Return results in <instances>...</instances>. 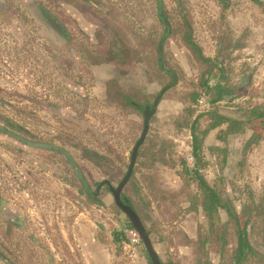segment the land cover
<instances>
[{
  "label": "rangeland",
  "instance_id": "374dc122",
  "mask_svg": "<svg viewBox=\"0 0 264 264\" xmlns=\"http://www.w3.org/2000/svg\"><path fill=\"white\" fill-rule=\"evenodd\" d=\"M131 1L122 0L123 3ZM192 1L188 0V3ZM124 9L127 15L123 22L126 25V32L124 28L121 34L124 38L127 36V42L129 41L131 46L138 25L130 17L131 10ZM228 10L227 17H230V9ZM52 11L58 12L54 0H0V113L15 119L14 123L21 129L13 130L3 121H0V124L5 123L4 127L14 133V136H21L23 140H39L43 143L58 141L66 149L67 135L76 140L84 139L91 152L100 154L104 161L102 160L100 164L94 160L84 162L83 159L87 158L82 151L69 149L79 162L83 182L70 170L63 156L31 148L17 150L12 147L16 140L14 137L0 134V200L7 201V198L15 200L24 205L22 209L28 215L26 219L35 241L28 239L21 244L25 251H22L23 264H90L85 249L88 246L91 247V255L93 252L95 255L100 254L101 259L105 258L104 255L108 260L118 259L115 264H133L128 257L130 254L126 255L125 245L117 244L113 237L116 229H124L120 220L126 221L125 215L116 206L113 195L105 189L97 198L101 204L84 195L86 192L84 186L88 185L90 191L96 193L98 183L102 180H107L117 187L127 172L131 140L134 139L136 130L141 133L142 119L138 120L137 127L125 122L126 110L108 104L105 100L107 95L103 92L107 87L105 83L109 81L107 79L119 74V67L128 72H131V68L123 64L113 67L107 63L109 56L106 50L112 40H107L106 50L102 48V51L90 43L91 50L96 56L89 63L87 60L84 62L83 58L80 59L85 63L87 72L84 78L79 75L81 82L78 83L72 74V60L66 54L68 49L66 42L47 22L45 13L50 14ZM190 11L189 20L194 24L195 37L208 56L215 57L217 53L220 43L217 32L234 33V39L245 33L241 45L234 54V63H230V58L227 57L234 40L222 49L221 54L226 58L229 70L233 67L234 73L232 75L229 73V78L240 86L238 94L241 98L236 102L248 100L253 103H264V26L258 25V20L252 21L251 18H257L254 9L247 8L245 12L240 10L247 24L231 26L229 20L219 21L210 18L207 13L202 14L200 9L195 8L194 3L190 5ZM65 17L63 15L61 19ZM237 23H241V20ZM179 45L172 42L166 45V61L177 71L181 80L177 91L171 93L164 106H161L159 117L162 123L158 130L157 128L153 130L174 139L177 155H185L191 163L189 134L179 130L181 121L178 124L174 122V118L181 113L184 103L188 101L179 93L188 89L186 83L196 79L197 66L200 65L194 62L188 48L184 49L183 45ZM249 56L250 70L255 71L252 83L245 85V78L250 70L246 71V76H243L242 71L245 63H248ZM147 58L146 61L152 63L153 59ZM141 83L145 85L146 81L142 80ZM80 86L83 88V94ZM70 87L76 91H72ZM201 109L199 108V111ZM228 109L229 107L223 108L226 111ZM206 120L207 118H204L202 123L204 129L210 122ZM72 123L74 130L68 132L71 130L68 124ZM257 132L258 125L250 126L243 143L230 141L227 145V142L216 139L215 131L206 139V148L213 146L229 148V153L225 156L229 155L230 169L225 167L223 175L230 180L228 186L234 195L241 196L244 185H249L258 194H264V141L252 145L244 155L247 167L244 165L237 167L236 171L232 168L235 158L244 150V143L251 134ZM223 156L217 153L216 159L221 161ZM209 157L211 159V155ZM142 160L144 162V158ZM178 161L177 159L176 163ZM147 162L148 160L144 162L145 165ZM153 165L149 171L155 173V185L158 188L167 192L179 190L173 183L171 173L174 169L172 170L171 165H164L160 160ZM146 172L147 168L140 163L137 167V178H143V173ZM22 175L26 177L23 179L27 181L26 185H23L20 179ZM208 175L215 177L216 172ZM143 183L145 185L148 181L145 180ZM135 186L140 187L139 181L137 185L135 182L129 184L127 189H124V194L146 221L158 254L163 260L178 259L177 249L176 252H172L171 249L181 245L180 222L170 217L166 203H160L162 201L157 199L159 190L150 193L146 189L150 194L144 199L141 192L138 196L135 194L133 191ZM146 212L153 216V220L145 218ZM3 228L4 225L0 221V243L3 241L4 244H10V248L13 249V234L5 236ZM99 229H105V233L101 234ZM84 233L86 238L83 239ZM0 264H4L1 258Z\"/></svg>",
  "mask_w": 264,
  "mask_h": 264
},
{
  "label": "flooded vegetation",
  "instance_id": "af4514ba",
  "mask_svg": "<svg viewBox=\"0 0 264 264\" xmlns=\"http://www.w3.org/2000/svg\"><path fill=\"white\" fill-rule=\"evenodd\" d=\"M192 3L195 4V8L200 9L202 14L207 13L210 18H215L219 21H222V19L229 20L230 26L242 23L247 24L245 16L242 15L240 10L245 12L247 8H252L256 13L255 16H257V18H251L252 21L258 20V25L264 26V0H193L189 3L188 0H132L126 3H123L122 0H119V2L115 0H54L55 8L59 13L52 11L50 14L45 13V16L51 28L49 17L54 19L59 27V30L57 28L52 29L68 46L66 54L72 60V74L75 75L74 79L78 80V83L81 82V76L84 78L87 72L84 62L87 60L89 63L96 56L95 52L91 50L90 43L94 47L98 46L100 51H102V48L106 50L105 44L107 40H112L106 50V54L109 56L107 63L113 67L123 64L131 68V72H128L119 67V74L117 73V76L113 75V77L107 79L109 81L105 83L107 87L103 93L108 96L105 98L108 104L113 105L117 109L124 108L126 110L125 122L137 127L138 120L142 119L141 133L136 130V134L133 135L134 139L131 140L129 162L126 166L127 172L123 175L119 185L129 171L133 151L146 128V119L149 121L146 137L139 148L131 177L124 189H127L128 185L133 182L137 185L139 181L140 187L136 188L137 186H135L133 191H135L137 196L141 192L144 199L146 196L147 198L149 197L151 191L159 190L158 195H156L157 199L162 201L160 203L165 202L167 213L170 214V217L178 219V223L180 222L181 245L171 249L172 252H176L177 249L179 253L178 259L168 258L163 260L150 237L161 264H264V194H258L249 185H244L245 188L241 191V196L234 195L229 189L230 180L223 175L225 167L230 169L229 155L225 156L229 153V148L219 146L206 148L204 145L202 149L204 160L202 163H197L193 149L194 137L192 130L189 127L183 128L181 126L179 130L189 134L188 141L191 144L190 158L192 159L190 163L185 155H177L174 139L162 133L158 134V132L153 130L154 128L159 129L162 123L159 117L161 106H164L171 93L177 91V86L181 80L177 71L172 69L169 65L170 63L166 61V45L170 44V42L174 45H183L184 49L188 48L194 62L196 61L200 65H196L198 68L196 79L186 83V88L188 89L183 90V92L180 91V95L191 92V84L195 83L198 85L207 81L208 75L206 71L210 68L212 70L209 86L213 87L219 81L238 85L231 77L229 78L228 74L232 75L234 70H232L233 67H230L231 69L229 70L226 58L222 57L221 52L224 47L229 45L231 40H234L235 42L231 45L227 54V57L230 58V63H234V54L241 45L245 33L238 35L234 39V33L217 32L220 42L217 47V53L215 57L208 56L197 42L194 34V24L189 20L190 5ZM245 6L247 7L246 9ZM124 8L131 10L130 17L138 25V30H135L131 46H129V41L127 42V36L124 38L121 34L124 28L126 32V25L123 22L127 15L124 13ZM228 9H230V17H227ZM117 12L120 13L117 14ZM63 15L66 17L62 20L61 16ZM139 18L140 22H138ZM251 19L249 18V20ZM239 20H241V23H237ZM213 24H216V22H213ZM109 36L113 38L110 39ZM147 57L153 59L152 63H150L151 61H146L145 58ZM81 58L84 59V62L80 60ZM250 61L251 57L249 56L248 63H245L242 71L243 76H246V71L250 70ZM68 63L71 64V61L68 60ZM81 68L83 71H81ZM254 71V69H251L246 76L245 85L252 83ZM80 74L81 76H79ZM142 80L146 81L147 85H142ZM238 87L240 89L239 85ZM70 89L76 91L73 87H70ZM80 91L83 94L82 86H80ZM240 98L241 96L235 100L227 99L219 103L221 109L231 108L230 105H238L241 102L236 101L240 100ZM243 102H248V100ZM199 108L202 109L199 111ZM209 108L208 99L201 97L199 103L195 105L197 113L193 120H196L199 116L202 119L204 115L207 118L206 113ZM185 109L186 104L184 103L181 113L175 116L174 122L176 121L179 124ZM0 121L5 122L13 130L21 129L14 123L15 119L9 115L0 113ZM201 121L203 123V119ZM5 123L3 125L0 124V134H6L16 139L14 146H12L13 148L20 151L31 148L40 152H52L55 155H61L65 158L70 170L75 173L80 181L82 179L79 175L82 177L83 175L79 162L72 156L69 149L82 151L87 158L83 159L84 162L86 160H94L100 164L102 160L104 161V157L100 154L91 152L88 145L84 143V139L76 140L74 137L67 135V149L60 145L58 141L51 143H43L39 140L26 141L19 135L14 136V133L4 127ZM68 125L71 128L68 132H73L74 124ZM256 125L259 127V132L250 135L246 143H244V150L241 151V155L236 157L232 163V168L235 171L237 167L247 165L244 155L251 149L252 145H257L264 141V128L260 124ZM249 128L250 126L246 133L238 134L231 142L243 143ZM217 153L224 155L221 161L216 159ZM141 154L143 155L141 156ZM142 158H144V162L148 160L147 164L149 165L146 164V166ZM177 159L179 160L178 163H176ZM158 160L162 161L164 165L172 166V170L174 169L171 173L173 183L179 187V190L167 192L155 185L156 175L154 172L151 173L149 168L153 167V164H156ZM140 163L147 168V172L143 173V178H137L136 176L137 167ZM213 171L216 172L215 177H209L208 174L212 175ZM25 178L24 175L20 177L24 183H22L23 185L27 184V181L23 180ZM142 179L147 180L148 183L144 185L143 182L145 180L143 181ZM106 181L102 180L98 183L96 193L91 192L88 185L84 186L86 187L84 195L88 199L90 197L98 204H101V201L97 198L100 197V194L105 189L113 195ZM110 185L115 189L119 186H113L111 183ZM121 198L125 205L132 207L138 214L150 236L151 231L148 229L146 221H144L142 214L133 206L131 200L124 194V190ZM6 200H0V221L4 225V235L13 234V249L10 248V244H4L2 241L0 243V258L4 264H23L24 253L22 251L24 250L21 248V244L28 239L35 241V236L29 228L26 219L28 215L22 209L24 205L17 203L13 199L7 198ZM115 204L118 206L116 200ZM118 208L125 215L119 206ZM82 209L86 210L84 207ZM144 216L146 219L153 220V216L147 212ZM127 221L128 218L124 222L120 220L124 229H116L113 232L114 240L117 239L115 242L125 245L126 255L130 254L128 257L131 258L132 262L141 256L146 264H153L152 259L146 254L139 232L133 227H126L125 223ZM99 231L101 234L105 233V229H99ZM127 231H135L138 234L139 242L137 244L133 245L127 240ZM241 234L244 244L242 247L240 246ZM84 236L85 233L82 237Z\"/></svg>",
  "mask_w": 264,
  "mask_h": 264
},
{
  "label": "trees",
  "instance_id": "16d2710c",
  "mask_svg": "<svg viewBox=\"0 0 264 264\" xmlns=\"http://www.w3.org/2000/svg\"><path fill=\"white\" fill-rule=\"evenodd\" d=\"M211 70L212 68L206 71L208 75L207 81L198 85L195 83L191 84V92L183 96L188 101L185 102L186 109L183 111L180 120L182 123L181 126L183 128L189 127L192 130L194 137L193 149L197 163H202L204 160L202 149L204 148L207 137L213 131L217 132V140L227 142L228 145L238 134L246 133L248 127L251 125L260 124L264 128V103L259 104L248 101L235 106L230 105L231 108L227 111L221 109L219 103L227 99L235 100L241 96L237 94L239 87L226 81H219L213 87L209 86ZM201 97H206L210 103L209 111L206 113L207 120L210 121V124L205 129L202 127L201 121L204 118L206 119L205 115L202 116V119L199 116L196 120H193L197 113L195 105L199 103ZM243 245L241 234L240 246L242 247Z\"/></svg>",
  "mask_w": 264,
  "mask_h": 264
},
{
  "label": "water",
  "instance_id": "95a60500",
  "mask_svg": "<svg viewBox=\"0 0 264 264\" xmlns=\"http://www.w3.org/2000/svg\"><path fill=\"white\" fill-rule=\"evenodd\" d=\"M49 22H50L52 28H54V29L57 28L59 30V27H58V25H57V23H56V21L54 19H52L51 17H49ZM148 127H149V121H148V119H146V128L144 130V133L142 135V138L140 139L139 143L136 145L135 150L133 151L132 163L130 165L129 171H128L126 177L124 178V180L120 183V185L116 189L113 188L110 185V182L109 181H106V184L109 185V188H110V190L112 191V193H113V195L115 197V200H116L117 205L125 213L126 218H128V221H127V223H125V226L126 227H133V228H135L139 232L147 256L152 259L153 264H161L160 259L158 258V255H157V253H156V251H155V249H154V247L152 245V242L150 240L149 233L147 232L145 226L143 225L140 217L132 209V207H130L128 205H125L122 202V198H121V194H122V192L124 190V187L126 186L128 180L131 177L132 170H133V167H134L136 158L138 156L139 148L142 145V143H143V141H144V139L146 137V134H147V131H148ZM79 176H80V178L83 181V177L81 175H79Z\"/></svg>",
  "mask_w": 264,
  "mask_h": 264
},
{
  "label": "crops",
  "instance_id": "0c3cea01",
  "mask_svg": "<svg viewBox=\"0 0 264 264\" xmlns=\"http://www.w3.org/2000/svg\"><path fill=\"white\" fill-rule=\"evenodd\" d=\"M84 238H86V237L84 236L83 239ZM90 248L91 247H89V246L87 248H85L87 250L86 253L89 255V258H90V264H115L116 262H118V259H116L115 261L106 259L107 257H106V255H104V253H103V255L105 256L104 259H101L102 257L99 256L100 254H96L99 256V258H97L98 256H96L93 252L91 255V249ZM84 264H87V263H84ZM133 264H146V262L144 259L141 258V256H139L138 259H136V260L134 259Z\"/></svg>",
  "mask_w": 264,
  "mask_h": 264
},
{
  "label": "built area",
  "instance_id": "2783aa9c",
  "mask_svg": "<svg viewBox=\"0 0 264 264\" xmlns=\"http://www.w3.org/2000/svg\"><path fill=\"white\" fill-rule=\"evenodd\" d=\"M127 236L133 245L139 242V236L135 231H127Z\"/></svg>",
  "mask_w": 264,
  "mask_h": 264
}]
</instances>
